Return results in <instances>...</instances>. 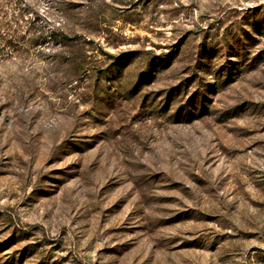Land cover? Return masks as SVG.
<instances>
[{
  "label": "rangeland",
  "instance_id": "1",
  "mask_svg": "<svg viewBox=\"0 0 264 264\" xmlns=\"http://www.w3.org/2000/svg\"><path fill=\"white\" fill-rule=\"evenodd\" d=\"M0 264H264V0H0Z\"/></svg>",
  "mask_w": 264,
  "mask_h": 264
},
{
  "label": "trees",
  "instance_id": "2",
  "mask_svg": "<svg viewBox=\"0 0 264 264\" xmlns=\"http://www.w3.org/2000/svg\"><path fill=\"white\" fill-rule=\"evenodd\" d=\"M40 19V15L38 13H36V16L33 17V22H35L36 20ZM39 35L38 37H45V36H49L50 39H52L55 42H58L59 39H61L60 41L63 43V45H66L68 42H72L74 41L73 38H70L66 33H64L61 29L53 27V28H49L47 30H39Z\"/></svg>",
  "mask_w": 264,
  "mask_h": 264
}]
</instances>
